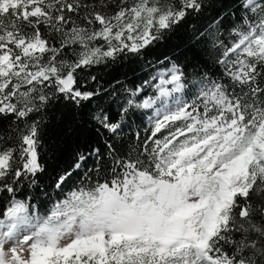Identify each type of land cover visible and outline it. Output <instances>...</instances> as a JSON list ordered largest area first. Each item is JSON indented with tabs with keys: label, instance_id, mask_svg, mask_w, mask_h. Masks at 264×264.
Here are the masks:
<instances>
[{
	"label": "snow or ice",
	"instance_id": "6c2138e0",
	"mask_svg": "<svg viewBox=\"0 0 264 264\" xmlns=\"http://www.w3.org/2000/svg\"><path fill=\"white\" fill-rule=\"evenodd\" d=\"M0 264H264V0H0Z\"/></svg>",
	"mask_w": 264,
	"mask_h": 264
}]
</instances>
